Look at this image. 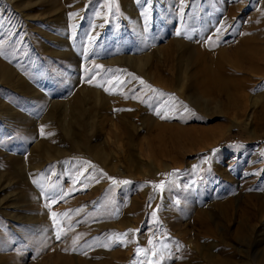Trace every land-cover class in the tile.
Here are the masks:
<instances>
[{"label": "rangeland", "instance_id": "1", "mask_svg": "<svg viewBox=\"0 0 264 264\" xmlns=\"http://www.w3.org/2000/svg\"><path fill=\"white\" fill-rule=\"evenodd\" d=\"M0 264H264V0H0Z\"/></svg>", "mask_w": 264, "mask_h": 264}, {"label": "snow or ice", "instance_id": "2", "mask_svg": "<svg viewBox=\"0 0 264 264\" xmlns=\"http://www.w3.org/2000/svg\"><path fill=\"white\" fill-rule=\"evenodd\" d=\"M107 90V89H106ZM163 118V117H162ZM111 179V178H110ZM115 182V181H114ZM120 183H125V184H127V183H130L129 181H121ZM157 187H160V185H157ZM155 214V213H154ZM129 231H133V230H129ZM121 235H126V234H121ZM57 238H59V234H58V236H57ZM137 251L139 252V251H141L140 249H137Z\"/></svg>", "mask_w": 264, "mask_h": 264}]
</instances>
